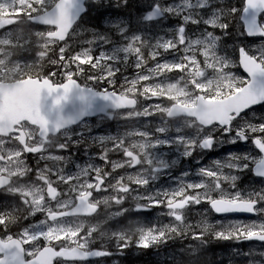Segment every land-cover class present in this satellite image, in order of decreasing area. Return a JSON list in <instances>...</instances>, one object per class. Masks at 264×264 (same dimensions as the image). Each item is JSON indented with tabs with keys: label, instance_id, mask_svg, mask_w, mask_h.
Segmentation results:
<instances>
[{
	"label": "snow or ice",
	"instance_id": "6c2138e0",
	"mask_svg": "<svg viewBox=\"0 0 264 264\" xmlns=\"http://www.w3.org/2000/svg\"><path fill=\"white\" fill-rule=\"evenodd\" d=\"M145 3L139 15L107 12L102 26L86 27V0H0V264H108L176 240L196 242L181 249L196 264L209 238L259 242L232 256L264 264V117L254 111L264 106V0ZM169 18L178 23L163 28ZM25 24L27 37L12 27ZM233 29L260 45H228ZM93 116L135 123L101 134ZM248 142L258 154L229 151L153 188L181 157ZM249 173L254 182L241 187ZM153 208L168 222L121 226ZM209 209L260 219L212 222ZM22 220L30 223L13 233Z\"/></svg>",
	"mask_w": 264,
	"mask_h": 264
},
{
	"label": "trees",
	"instance_id": "16d2710c",
	"mask_svg": "<svg viewBox=\"0 0 264 264\" xmlns=\"http://www.w3.org/2000/svg\"><path fill=\"white\" fill-rule=\"evenodd\" d=\"M144 2H145V0H130V7H129V10L127 12H124V11H121V10H118L115 8H113V9H102L98 12L95 10L97 8L96 5H92L91 3H88V6L92 10L89 11L88 13H86L84 16L85 26L86 27L95 26L97 24H100L102 26L103 14H106L107 12H111L113 15H116V14H120V15H124V16H129L132 14L139 15L141 12L144 11V8H143ZM231 2L236 4L238 7L242 6V0H231ZM233 32H234V35L227 40L228 45H233L234 43H237L236 40L238 38H240L238 35L235 34V29H233ZM186 241H190V240H183L182 242H186ZM192 242L196 243L195 241H192ZM183 245L184 244L175 245L174 242H171L168 245H164V246H168L167 248H170V249H175L176 247L184 248ZM140 254H141V251H135L134 252V256L132 258V264H143L144 263L142 261H138V259L140 258ZM147 255H148V252H147ZM207 255L208 254H206V251L201 248V251L199 253V258L196 260V264H208L209 261H208ZM185 256L186 255L181 256L182 261H185L184 260ZM212 260H213V264H229V263H225L224 261H222L219 258L218 254H214L212 257ZM190 261L191 260H189L188 263H182V264H190ZM147 264H150L149 261H147Z\"/></svg>",
	"mask_w": 264,
	"mask_h": 264
},
{
	"label": "flooded vegetation",
	"instance_id": "af4514ba",
	"mask_svg": "<svg viewBox=\"0 0 264 264\" xmlns=\"http://www.w3.org/2000/svg\"><path fill=\"white\" fill-rule=\"evenodd\" d=\"M100 120V119H99ZM95 121H97V120H95ZM105 121V120H104ZM114 121H109V126H104L103 127V129L100 131L99 130V132L101 133V134H104V133H108L109 132V130H112V127L114 128ZM75 159H78L80 162H83L84 160H85V157H84V154H83V148H81V150H80V152L77 154V156L76 157H74ZM30 162H31V158H30ZM34 163V162H33ZM44 162H41V164H43ZM50 163V162H49ZM101 210H103V207H102V209ZM41 218H43L42 216H37V217H35V220H37V219H41ZM28 223H30V221H24V220H22L21 222H20V225L19 226H16V227H13L12 228V232L13 233H16V232H18L19 230H20V228H22V227H24V226H26Z\"/></svg>",
	"mask_w": 264,
	"mask_h": 264
},
{
	"label": "rangeland",
	"instance_id": "374dc122",
	"mask_svg": "<svg viewBox=\"0 0 264 264\" xmlns=\"http://www.w3.org/2000/svg\"><path fill=\"white\" fill-rule=\"evenodd\" d=\"M165 152H167V154L170 156V159H176L178 157V153H176L174 149L166 150ZM184 159L185 158L181 157L180 158V162H183ZM180 162L173 168V170L174 169H176V170L179 169L180 170L179 173H173V171H172L171 174H172V176H174V178L169 180V181H175V178L178 177L181 174L182 171H185V170L190 171V172L192 171V169H190V167H189V165L187 163H180ZM259 219H260V217H259ZM188 257H189L188 255H186L184 257V260H185V261H183L184 263H188L189 262L190 259Z\"/></svg>",
	"mask_w": 264,
	"mask_h": 264
}]
</instances>
